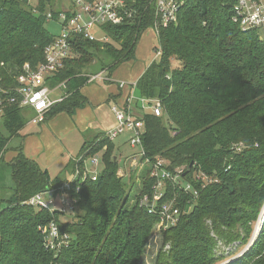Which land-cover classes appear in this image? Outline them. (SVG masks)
Here are the masks:
<instances>
[{
	"label": "trees",
	"instance_id": "trees-1",
	"mask_svg": "<svg viewBox=\"0 0 264 264\" xmlns=\"http://www.w3.org/2000/svg\"><path fill=\"white\" fill-rule=\"evenodd\" d=\"M52 1L0 0L4 85L13 86L24 65L35 69L43 63L47 45L57 37L45 29L46 14L53 15L56 23L62 13ZM153 2L127 0L132 17L97 32L107 42L71 36L72 56L51 81L52 86L64 84L63 100L51 114L72 115L87 104L80 90L98 73L96 68L95 74L87 73L96 61L100 72L111 73L133 56L141 35L155 20ZM157 43L161 62L145 69L135 93L158 101L162 114L143 115L140 163L146 159L149 163L139 170L133 198L131 186L118 174L115 144L99 134L82 145L77 160L93 146L86 157L102 151L103 169L96 181H84L78 192L72 189L76 202L72 220L61 223L62 214L27 206L25 202L36 194L64 181L51 178L36 161L27 159L20 145H11L21 138L28 112L13 105L4 109L0 173L9 169L13 195L0 200V264H140L148 235L159 222L158 214H147L138 205L142 196L152 195L149 172L157 159L166 161L171 172L183 168L182 181L192 192L165 182L158 205L171 201L179 216L177 224L164 231V243L170 248L159 254L156 264H264V222L249 244L264 205V39L257 31L235 26L221 0H197L181 9L174 25L160 30ZM173 60L179 63L176 69ZM10 151L16 156L7 162L4 157ZM1 186L0 180V190ZM52 221L69 236L68 246L58 252L45 249L40 231ZM212 235L228 247L247 246L245 253L224 262Z\"/></svg>",
	"mask_w": 264,
	"mask_h": 264
},
{
	"label": "built area",
	"instance_id": "built-area-1",
	"mask_svg": "<svg viewBox=\"0 0 264 264\" xmlns=\"http://www.w3.org/2000/svg\"><path fill=\"white\" fill-rule=\"evenodd\" d=\"M190 1L197 0H154L153 12L155 20L149 28L154 38L157 40L161 29H165L177 22L181 9ZM202 1V0H200ZM231 12V22L243 31H257L264 35V0H221ZM134 13L130 12L127 0H76L72 2L66 11L58 14L56 24L60 33L53 42L47 45L44 51V61L35 69L24 65L16 75L14 85H4L0 78V120L3 111L7 106H15L24 112H30L33 117L29 124L40 125L46 121L51 108L60 103L63 97L51 98V95L64 89V84L52 86L51 81L55 74L61 71L65 65L64 61L72 56L71 36H82L90 42H107L106 36H97L94 31H99L104 25L118 26L130 19ZM46 20L54 21L53 15L46 14ZM264 39V37H262ZM156 56H160L161 48L155 50ZM96 79H101L100 74L92 77L93 83ZM136 84V83H135ZM135 84L118 83L119 89H126L127 95L119 103H112L111 113L114 117L113 128L104 135L108 142L124 134H128L127 142L129 147L137 149L141 158L143 157L141 137L144 133L142 122L145 113H151L160 117L162 108L156 100L140 98L135 93ZM93 147V146H92ZM89 147L83 155L76 160V164L70 174L71 177L62 185L46 193L36 194L25 204L38 210H46L49 213L58 212L66 214L67 209H75V200L72 198V189L78 192L80 184L86 180L96 181L103 167L97 156L86 157L92 149ZM86 157V158H85ZM90 159L91 165L98 169V174H90L86 171L84 161ZM149 163L145 160L142 166ZM82 164V165H80ZM167 162L157 159L152 164L150 178L154 180L151 186L152 195L142 196L138 202L140 207L146 209L147 214H158L161 223L169 222L170 226H175L178 222L179 211L171 201H165L158 205L165 195V182L170 181L174 185L181 187L185 192H192V188L183 183V168H178L173 172L167 169ZM202 179L201 176L197 177ZM78 184V185H77ZM195 196L196 193H193ZM59 198L58 204L55 198ZM45 249L50 252H58L62 247L68 246L69 236L61 234L58 225L53 221L40 229Z\"/></svg>",
	"mask_w": 264,
	"mask_h": 264
},
{
	"label": "rangeland",
	"instance_id": "rangeland-1",
	"mask_svg": "<svg viewBox=\"0 0 264 264\" xmlns=\"http://www.w3.org/2000/svg\"><path fill=\"white\" fill-rule=\"evenodd\" d=\"M75 1L76 0H53L52 3L54 4V8L56 10H58V11L60 10L62 12V10H66L67 8H69L70 5L72 4V2H75ZM45 29L47 30V32H49L53 36H55V35L57 36L60 33L58 26L56 25V23L54 21L46 22ZM151 32L152 31L150 29H147L143 32V34L141 35V37L137 43V47H136V50H135V53L133 54V56L130 59H128L127 62H124L123 64L119 65L116 69L112 70L111 73H108L106 71L100 72L98 69V66L100 63L98 61H96L95 65L92 66L91 71H88L87 73L88 74H95L96 72H98L96 74V76L98 74H100L101 79H96V81L89 84L87 87L93 86V87H91V89L98 87L99 89L107 90L109 87L112 88L113 86H115L116 82L117 83H120V82L126 83L130 79V77L135 76L136 72L140 69L143 70L144 67L147 68L153 63L158 65L161 62V60H160V56L159 57L156 56L155 50L159 49V44L157 43V40L154 38V36ZM94 33L97 35V31H94ZM97 36H101V35H97ZM262 37H264V35H262ZM178 66H179V63L177 62V60H173L172 69H176V67H178ZM94 69H95V73L93 72ZM96 76H94L93 78H95ZM91 89L86 88V90L88 92L91 91ZM98 93L100 94L101 91H98ZM61 96L62 95L60 94V92L56 91L51 95V98L57 99L58 97H61ZM89 97L91 98V96H89ZM91 107L87 103L84 108L81 107V108L75 109L73 114H72L73 115L72 118H70L72 115L65 112L64 115L62 114L59 117L53 118L52 120L49 119L50 121L47 120L46 122L41 124L40 128H46L47 125L49 124V122H51L55 119L54 120L55 121L54 126L52 125V123H50V125L48 126L51 128L49 130L51 135H49L47 137L48 138L51 137L53 139L58 140V141H56V143L61 144L65 148H66V146H68V143L71 144L70 145L71 149L68 146L70 152L75 153V155H77L82 148V144H83L82 140L86 139V137H88L89 135H88V133L83 134V131L79 132L80 129H76L78 134L72 130L71 132H66V135L61 137L62 130L67 129L66 124H65V119L67 118L66 121H68V123L72 124L73 126H76V116H78L79 119L84 118L85 117L84 113L86 111H90L89 108H91ZM31 117H33V114L29 112L26 115L27 122H29ZM0 125H1V122H0ZM26 127L27 128L22 132V134L25 136V139H26L25 144L28 147L27 149L29 150L31 148L34 150V149L40 147L38 149V150L41 149V151L39 152V159L42 162V166L44 168H46L44 157H45V154H48L47 152L50 151V148L54 144L45 138V136H46L45 134L41 135V139L37 138V140H36L32 136L34 133L32 128L36 127V126L30 125L31 128H29L28 126H26ZM0 129H1V127H0ZM36 129H39V128H36ZM39 133H41V132H39ZM38 134H35V137H38ZM79 136L81 137L80 142H78ZM60 137H61V139L59 140L58 138H60ZM120 137L123 138L122 136H120ZM38 141H40L41 145L38 144ZM121 151H122V153H119V151H118V154L116 153L117 158H119V166H120V170H119L118 174H119V176H123L124 181L126 183H128L129 186H131L132 191H131L130 198H133L136 191L138 190L137 188L140 184L139 170H141V168H142V165L140 163L141 157L139 156L137 149H132L127 144H124L122 146ZM102 153L103 152L94 155V156H97L96 158L100 160L99 161L100 165H102V158H101ZM91 163L92 162H90V159H87L84 161V166L86 168V171L89 173V175L93 174V173L98 174V169L93 167L91 165ZM43 167H40V168L44 170ZM2 168H3V165L1 166V169ZM47 169H48V175L49 176L63 178V175H60L61 173L58 174L59 167H57L56 165L50 164V166H48ZM132 170L135 171L134 174L130 173V171H132ZM8 171H9V169H5L4 172L0 173V180H1V185H2L1 190H0V200H2V201H3V199L6 200V199L12 198V195H13V193H11V190L9 189V187H12V181H11V177L9 175L10 173ZM68 171H70V167L67 169V172ZM3 173H6L7 176L5 177ZM57 174L59 176H56ZM64 175L69 176V173H66ZM199 176H200L199 174H195L196 178ZM201 180L205 184L209 183V179H207L204 176L202 177ZM58 201H59V198L58 197L55 198L56 204H58ZM263 208H264V205L260 211V214H261ZM73 213H74V210L71 211L68 208L66 214H62L59 221L61 223H68L69 221L72 220V214ZM260 214L258 217L259 219L253 225L252 234L254 237L252 236L251 240L249 241V244H251L255 240V237L257 236L256 234L259 231L260 225H261V223L264 222V214L261 217H260ZM167 226H170L169 222L161 223V221H159L157 224L154 225V227L152 228V230L150 231V233L148 235V240L146 242L144 252H143L144 255L141 258L140 264H156V260L159 256V254L160 253L165 254V252L169 251L170 244L164 243V237H163L164 231H166L168 228H170ZM212 236L215 237V235H212ZM215 240L217 242L216 247H215V251L217 252L218 256H223L225 258L224 262H228L229 260H232L236 257L237 258L240 257V255L245 253V251H246L245 249L247 248V246L237 248V246H238L237 244H233V245L231 244L228 247L225 244H223L221 240L217 239V237H215ZM249 244H247V245H249Z\"/></svg>",
	"mask_w": 264,
	"mask_h": 264
},
{
	"label": "crops",
	"instance_id": "crops-1",
	"mask_svg": "<svg viewBox=\"0 0 264 264\" xmlns=\"http://www.w3.org/2000/svg\"><path fill=\"white\" fill-rule=\"evenodd\" d=\"M145 69H146V67H144L143 70L142 69L138 70L136 72V75L133 76V77H130V79L126 82V84H128V83L129 84H135L141 78V76L144 73ZM117 84L118 83L116 82L115 86H113L112 88L109 87L107 90H102V89H99L98 87H96L94 89H91V87H93V86L87 87L88 85L83 87V88H81L80 94L87 100L88 105H90V107L91 106L92 107L89 108L90 111H86L84 113L85 114L84 118L79 119L78 116H76V126H73L72 124L68 123V121H66V119H67L66 118L65 119V124H66L67 129L66 130H62L61 137L65 136L66 132H71L72 130L75 131L78 134L76 129H80L79 132L83 131V134L84 133L85 134L88 133V135H89L88 137H86V139L82 140V143L84 144L86 142L87 143L91 142L99 134H105L108 130L112 129L113 125H114V117H113V115L111 113L110 106L112 105V103L121 102L125 98V96L127 95V90L126 89H119ZM86 88H90L91 91L88 92L86 90ZM98 91H101V93L99 94ZM89 96H91V98ZM82 107L84 108L85 105L82 106ZM51 113L52 112H49V114H48V116L46 118V121L47 120L50 121L53 118L59 117L62 114L64 115V113H60V114H51ZM72 117H73V115L70 118H72ZM54 120L49 122V124L47 125L46 128H40L41 124H40V126L39 125L38 126L34 125L36 127L32 128V130L34 131L32 136L36 140H37V138L41 139V135L45 134L46 135L45 138L47 140H49L51 143L54 144L50 148V151L47 152L48 154H45L44 160H45V167L46 168H44L42 166V162L39 159V152L41 151V149L40 150H38V149L40 147L36 148L34 150L31 149V148L28 150L27 149L28 147L25 144V142H26L25 140L26 139H25V136L22 134V132L27 128L26 126L31 128L30 127L31 124H29V122H27V124L19 132V136L22 137V139L20 138L19 140L15 141V144H14V142H12L11 145H15L16 148L18 147V145H20L22 154L27 159L32 160V161H36L38 163V165L40 167H43L44 170H46L47 172H48L47 168H48V166H50V164L51 165L54 164L57 167H59L58 174L61 173L60 175H63V178H61V177L60 178L63 179L64 182H66L71 177L70 174L72 173V170H73V168H72L73 164L76 162L77 157H78L80 152L77 155H75V153H72L69 150L71 144L68 143L69 148H68V146H66V148H65L61 144L56 143V141H58V140L53 139L51 137H49V138L47 137V136L51 135L50 132H49V130L51 128L48 127V126L50 125V123H52V125L54 126V123H55ZM36 128H39V129H36ZM39 132H41V133H39ZM35 134H38V137H35ZM128 136H129L128 134H124L122 136L123 138L118 137L117 139L114 140L115 154L116 153L118 154V151H119V153H122V151H121L122 146L124 144L128 145V142H127V137ZM61 137L58 138V139L60 140ZM80 141H81V137L79 136L78 137V142H80ZM38 144L41 145L40 141H38ZM101 152L102 151H100L98 153H101ZM15 156H16V153L14 151H10V152H8L5 155L4 159H5V161L9 162ZM118 161H119V158H118ZM67 167L68 168L70 167V171H68V172H67V169H68ZM102 167H103V165H102ZM66 173H69V176H67V175L65 176L64 174H66ZM58 174L56 176H59ZM51 178H55V177H51Z\"/></svg>",
	"mask_w": 264,
	"mask_h": 264
},
{
	"label": "water",
	"instance_id": "water-1",
	"mask_svg": "<svg viewBox=\"0 0 264 264\" xmlns=\"http://www.w3.org/2000/svg\"><path fill=\"white\" fill-rule=\"evenodd\" d=\"M115 160V159H114ZM189 171V169L187 170V172ZM264 214V208H263V210H262V212H261V214H260V217L262 216Z\"/></svg>",
	"mask_w": 264,
	"mask_h": 264
}]
</instances>
